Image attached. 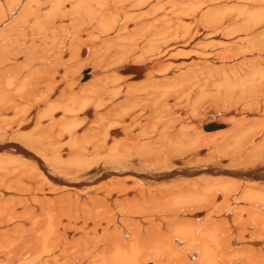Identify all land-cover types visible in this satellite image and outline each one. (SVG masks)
Listing matches in <instances>:
<instances>
[{
    "label": "bare ground",
    "instance_id": "1",
    "mask_svg": "<svg viewBox=\"0 0 264 264\" xmlns=\"http://www.w3.org/2000/svg\"><path fill=\"white\" fill-rule=\"evenodd\" d=\"M0 264H264V0H0Z\"/></svg>",
    "mask_w": 264,
    "mask_h": 264
},
{
    "label": "rangeland",
    "instance_id": "2",
    "mask_svg": "<svg viewBox=\"0 0 264 264\" xmlns=\"http://www.w3.org/2000/svg\"><path fill=\"white\" fill-rule=\"evenodd\" d=\"M80 60H81V59H80ZM82 61H83V60H82ZM87 66L89 67L90 65H87ZM81 69H83L82 66H81L80 70H81ZM80 70H78V73H79ZM83 87H84V86H83ZM83 87H82V88H83ZM218 108H219V107H218ZM219 109H220V108H219ZM215 120H217V119H214V121H215ZM203 121H204V120H203ZM214 121L210 120V122H206V123H204V124H203V127H206V126L212 125V123H214ZM202 132H203V131H202ZM199 213H202V212H199ZM247 241L249 242L250 239H248Z\"/></svg>",
    "mask_w": 264,
    "mask_h": 264
},
{
    "label": "water",
    "instance_id": "3",
    "mask_svg": "<svg viewBox=\"0 0 264 264\" xmlns=\"http://www.w3.org/2000/svg\"><path fill=\"white\" fill-rule=\"evenodd\" d=\"M127 71V69H124L123 71ZM217 128H222V126L218 125L216 127H212V126H206V130L210 131V130H214V129H217Z\"/></svg>",
    "mask_w": 264,
    "mask_h": 264
}]
</instances>
